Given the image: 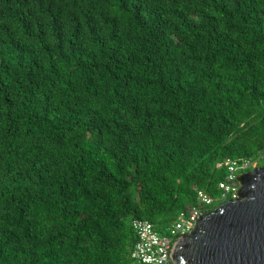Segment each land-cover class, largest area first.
<instances>
[{
    "label": "trees",
    "instance_id": "1",
    "mask_svg": "<svg viewBox=\"0 0 264 264\" xmlns=\"http://www.w3.org/2000/svg\"><path fill=\"white\" fill-rule=\"evenodd\" d=\"M263 154L264 0H0V264H137Z\"/></svg>",
    "mask_w": 264,
    "mask_h": 264
},
{
    "label": "water",
    "instance_id": "2",
    "mask_svg": "<svg viewBox=\"0 0 264 264\" xmlns=\"http://www.w3.org/2000/svg\"><path fill=\"white\" fill-rule=\"evenodd\" d=\"M238 181L235 201L200 216L175 243L174 264H264V168Z\"/></svg>",
    "mask_w": 264,
    "mask_h": 264
},
{
    "label": "built area",
    "instance_id": "3",
    "mask_svg": "<svg viewBox=\"0 0 264 264\" xmlns=\"http://www.w3.org/2000/svg\"><path fill=\"white\" fill-rule=\"evenodd\" d=\"M262 160H264V154L251 159L229 160L218 164V169L226 168L228 171L226 180L220 184L222 197L218 201L221 202V205L238 198L240 191L239 176L260 169L258 166ZM230 197L231 200H228ZM197 201L198 206L181 214L171 227L165 230L166 235L160 234L156 226L149 222L134 221L133 229L138 236V242L132 251L131 259L137 264H174L172 250L175 243L181 237L190 234L199 217L209 213L207 208L213 207L216 203V199L203 191H197Z\"/></svg>",
    "mask_w": 264,
    "mask_h": 264
},
{
    "label": "rangeland",
    "instance_id": "4",
    "mask_svg": "<svg viewBox=\"0 0 264 264\" xmlns=\"http://www.w3.org/2000/svg\"><path fill=\"white\" fill-rule=\"evenodd\" d=\"M258 168H260V165L258 166Z\"/></svg>",
    "mask_w": 264,
    "mask_h": 264
}]
</instances>
